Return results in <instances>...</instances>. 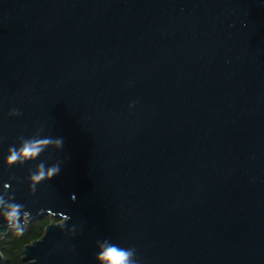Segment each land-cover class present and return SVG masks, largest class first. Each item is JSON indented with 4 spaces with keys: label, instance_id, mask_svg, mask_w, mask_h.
Returning a JSON list of instances; mask_svg holds the SVG:
<instances>
[{
    "label": "water",
    "instance_id": "1",
    "mask_svg": "<svg viewBox=\"0 0 264 264\" xmlns=\"http://www.w3.org/2000/svg\"><path fill=\"white\" fill-rule=\"evenodd\" d=\"M0 196L50 217L25 264H264V0H0Z\"/></svg>",
    "mask_w": 264,
    "mask_h": 264
},
{
    "label": "clouds",
    "instance_id": "2",
    "mask_svg": "<svg viewBox=\"0 0 264 264\" xmlns=\"http://www.w3.org/2000/svg\"><path fill=\"white\" fill-rule=\"evenodd\" d=\"M131 107V105H129ZM10 116L19 115L16 109H10ZM63 140L60 137H29L22 140L19 145L10 146L7 154L3 158L6 165L23 163L35 159L41 152L51 147L59 150L62 148ZM60 171L59 163L45 165L41 162L28 177L29 187L35 190L36 185L42 181L50 180ZM5 187L10 185L5 184ZM23 205L14 202H6L0 196V219L5 221L9 227H20V218L25 213L22 211ZM97 264H138L135 259V250L132 247H121L110 240H104L99 244L95 253Z\"/></svg>",
    "mask_w": 264,
    "mask_h": 264
},
{
    "label": "trees",
    "instance_id": "3",
    "mask_svg": "<svg viewBox=\"0 0 264 264\" xmlns=\"http://www.w3.org/2000/svg\"><path fill=\"white\" fill-rule=\"evenodd\" d=\"M50 218L44 216L38 220L25 222L23 228L11 229L8 234L0 239V252L3 256L2 264H25L22 260L24 246L38 239L49 223Z\"/></svg>",
    "mask_w": 264,
    "mask_h": 264
},
{
    "label": "flooded vegetation",
    "instance_id": "4",
    "mask_svg": "<svg viewBox=\"0 0 264 264\" xmlns=\"http://www.w3.org/2000/svg\"><path fill=\"white\" fill-rule=\"evenodd\" d=\"M44 216H48V215H43V216H41L40 218H42V217H44ZM49 217V216H48ZM40 218H38V219H40ZM50 218V217H49ZM38 219H36V220H38ZM32 221H34V220H32ZM55 221H58L57 219H55ZM25 222H31V221H27V220H24V224H25ZM24 227V226H23ZM23 227H21V228H23Z\"/></svg>",
    "mask_w": 264,
    "mask_h": 264
}]
</instances>
